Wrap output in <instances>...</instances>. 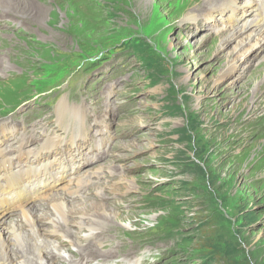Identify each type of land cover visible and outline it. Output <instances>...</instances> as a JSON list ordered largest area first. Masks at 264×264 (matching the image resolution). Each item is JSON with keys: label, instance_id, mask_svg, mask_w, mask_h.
Masks as SVG:
<instances>
[{"label": "rangeland", "instance_id": "rangeland-1", "mask_svg": "<svg viewBox=\"0 0 264 264\" xmlns=\"http://www.w3.org/2000/svg\"><path fill=\"white\" fill-rule=\"evenodd\" d=\"M198 1L0 0V15L7 16L10 25L18 24L16 29L0 28V62L8 64L0 66V126L7 125L12 144L4 151H11L8 158L15 161V145L24 151L29 137L33 143L41 138L37 150L30 152L44 162L70 161L76 166L78 154L90 151L93 160L100 154L99 160L74 175L82 179L84 189H77L80 198H69V204L104 205L111 218L109 223L97 221L102 227L91 225L93 231L77 230L72 238L54 233V226L42 222L39 227L64 258L50 255L39 263L115 264L124 245L130 244L127 235L133 229L148 232L158 225L149 236L163 244L150 260L164 255L161 264H202L207 243L222 230L232 229L242 252L220 253L214 264H264V41L226 74L231 70L234 42L220 41L219 24L207 22L204 16L213 8L222 19L228 17V12L221 14L219 4L232 0H210V7L204 5L206 0ZM234 1L242 7L257 3ZM190 11L197 15L193 25L183 21ZM237 15L242 21L254 18L243 9ZM25 24L27 28L19 29ZM3 41L7 44L1 46ZM127 41L134 47L147 45L145 54L162 65L158 85L152 87V71L143 67L136 48L127 45L119 52ZM245 46L250 49L252 43ZM115 48L119 53L101 65L90 62ZM58 86L56 93H42ZM65 100L69 114L62 120L57 106ZM172 105L178 111L167 113ZM100 115L106 135L92 131ZM78 130L83 137L77 136V149L68 141ZM54 135L62 141L52 157L39 150L43 140ZM108 163L117 166L110 176L99 171L96 180L87 173ZM197 165L202 166V174L195 172ZM85 172L88 175L82 176ZM102 177L113 182L121 177L127 189L119 183L114 194L96 199L92 187ZM68 188L73 191L72 183ZM214 207L227 219L219 223L214 217L198 232V223L205 222ZM74 216L66 219L75 221ZM181 218L183 225L177 222ZM85 219L90 222L84 217L83 225ZM134 257L129 249L123 264ZM20 260L19 264H30Z\"/></svg>", "mask_w": 264, "mask_h": 264}, {"label": "bare ground", "instance_id": "bare-ground-1", "mask_svg": "<svg viewBox=\"0 0 264 264\" xmlns=\"http://www.w3.org/2000/svg\"><path fill=\"white\" fill-rule=\"evenodd\" d=\"M204 3H205L204 5L209 7L211 5L210 0L208 1L206 0ZM251 3L248 4L247 2V5L245 7H242V6H235L234 0H232L229 3H225V5H223L220 2L219 8L221 9V14H223V12H228V17H225L224 19H222L219 16L220 15L219 12H217L213 8L208 9V11L205 12L204 17L207 22L216 21L219 24V29L221 30H218L217 33L221 37H219L218 39H220V41L222 42L224 41L225 44H230V41L234 42L232 51H234L235 53L233 54L234 56H232L233 60H232V65L230 66L231 70L229 72H226V74L232 71L233 66H237V64L240 63L242 57L246 56L248 58V54H247L248 50L253 49L257 44H261L262 40L264 41V19L263 17H261V15L263 14L262 11L264 10V0L261 1L260 7ZM239 9H243L245 14L250 15L252 13L253 15L251 16L254 17L255 19L253 18L249 22L244 20L242 21L243 17L241 15L240 16L237 15V11ZM216 16H219L220 18H216ZM196 18L197 15L192 14V12L190 11L189 13L184 14L183 21L191 22ZM190 24L193 25V21ZM246 43H252L250 49L246 48L245 46ZM236 53L239 54L236 55ZM0 66L5 67L8 66V64L5 62H0ZM67 109H68V103L66 100L61 101L57 106V111L61 113L62 120H66L67 115L69 114ZM6 126L7 125L5 124L0 126V138H3V140L0 142L1 149L4 146H6V148H9V143H11L9 142L10 135L7 136L5 132ZM95 127L98 128L97 124H95ZM78 134L79 136L82 135L80 130H78ZM11 136L13 137V135ZM38 140L39 139H37V141ZM61 141L62 138L60 137V135H54L52 137L47 136L43 140V144L40 148L41 149L40 151L54 153L55 151H53V149L59 148L61 146ZM68 142L70 145L73 146L76 145V147L75 146L74 147L77 148L78 140L74 134L71 135ZM1 149H0V264H14V261H16L15 264H19L20 259H24L30 264H42L41 262L39 263L38 260L43 259L44 261H46L48 259V256L50 255H56L57 257L61 258L62 253L59 254V252L61 251L58 250L56 243L55 245H52L53 240L50 241L47 239V235H46L47 231L45 232L43 229L39 227L40 224L44 221H47L51 226H54L55 229L54 233L60 231L62 234L64 233V235L66 234L67 236H69V238H72L71 236H74V234L79 229H88V231L89 230L93 231L91 225L94 224L101 225L102 223L97 222L99 220L105 219V222L109 223L108 219H111L110 216L107 217L109 210L104 205H98L96 203H92L89 205H85V203L80 205H76L75 203H74L75 205L69 204V198L71 197L80 198L78 197L80 195V192H77V189L81 191L80 188L83 182L80 177H76L74 175L76 171L80 168L79 166L80 163L88 164L94 162V160L89 155L90 151H87L84 154H81L79 151L80 154L78 155L81 157V159L77 167L67 166L66 164H63L61 162L62 164H59L58 167L56 168L55 162L53 161L44 162L45 160L39 158L37 154H33V156L30 157L29 154L32 155V153L29 150L28 151L29 154H28V152L24 150V145L22 146V150H24L25 152L19 151V155L17 156L15 161L10 160V158L7 159L6 152ZM95 150H98V148H95ZM92 153L94 154V151H92ZM96 159L97 160L100 159V154L96 155ZM115 166L116 165H114L113 163L110 165H101L97 167L98 169L95 168L96 169L95 171L87 172V173L90 175L93 174L94 179L97 180L100 174L106 173L107 176H110L113 172H116L114 171V169L116 170ZM99 171H102V173L100 172L99 174ZM88 174H86L85 172V174L82 176ZM93 176H90L89 178ZM114 181L115 182L109 181L107 177L106 178L102 177L101 181L92 187V189L96 191L95 193L96 199L99 200L106 199L107 197H109L110 193L114 194L115 192L114 189L118 187L119 183L121 184V188L123 187V189L125 190L127 189V187L123 186L124 179H122L121 177H119L118 180H114ZM33 182L38 183V185H42V187L44 186L45 187L48 186V187L45 188V190L44 189L35 190L31 186V183ZM68 183H72V187H73L72 192L68 188ZM43 184L45 185L43 186ZM54 189L57 190L58 192L48 193L51 192L52 190L54 191ZM104 189L106 191H103ZM16 202L17 204H15ZM40 202L44 203L45 206H43V208L39 207ZM42 209L46 210L44 216L41 215V212L43 211ZM110 214H113L112 218L113 217L115 218L116 216L115 211L110 212ZM73 215L77 216V220L71 221L70 219L69 220L66 219L67 216L70 218ZM84 217L90 219L89 223H87L88 219L84 220V222L87 223L86 225H83L84 223L81 222ZM67 225L69 227L68 229H65V226ZM99 229L103 230L102 228ZM90 233L92 234V232ZM91 234L88 235L86 234V235L89 236ZM28 239H30V243L28 242ZM36 240L40 241L41 244L39 245L40 242L36 244L35 242ZM75 241L77 242V240ZM148 254L149 251L147 252V255ZM138 263L139 260L135 262V264Z\"/></svg>", "mask_w": 264, "mask_h": 264}, {"label": "trees", "instance_id": "trees-1", "mask_svg": "<svg viewBox=\"0 0 264 264\" xmlns=\"http://www.w3.org/2000/svg\"><path fill=\"white\" fill-rule=\"evenodd\" d=\"M127 45H132V47H134V44L132 43H128L126 42L125 44L121 45L120 47L126 46ZM141 47L135 46L134 49H137L138 54L136 53V55L138 56L139 60L141 61L143 67L146 70L152 71V74L149 76L150 81L152 83V85H156L158 84L162 79H161V75L163 74V70H161L162 65L154 60L149 54H145V47L143 46H147V45H139ZM152 52V51H151ZM160 68V71H158V69ZM167 113L170 114H174L178 111V108L175 106H171L169 107V109L166 110ZM180 135L183 137L184 133ZM203 168L200 165H197V168L195 170V172L198 174H202L203 173ZM211 201V200H210ZM212 203H214L212 201ZM211 214H209L207 216V218H205V220L207 221H203V223H198L197 225V229L198 232H200L202 230V228H204L206 225L210 224L212 222V219L215 217V220L217 222H223L225 221L227 218L225 217V215L221 212H219L217 210L216 207H214V209L211 210ZM181 220V221H180ZM183 221H185L183 218L179 219L177 222H181V224L183 225ZM182 229H180L179 231H181ZM227 233L225 232V230H222V232L215 238L214 241H209L206 245L207 251L203 252L201 255V259H202V264H214V262H216V260H220V257H218V254L223 253L225 256H231L233 254L242 252V247H241V241L238 240L237 238V232L236 230H226ZM182 240H184L183 238H181ZM217 241H221V244L217 246Z\"/></svg>", "mask_w": 264, "mask_h": 264}]
</instances>
